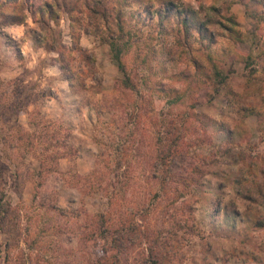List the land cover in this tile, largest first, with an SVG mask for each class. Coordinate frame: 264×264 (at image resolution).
<instances>
[{"label": "rangeland", "instance_id": "obj_1", "mask_svg": "<svg viewBox=\"0 0 264 264\" xmlns=\"http://www.w3.org/2000/svg\"><path fill=\"white\" fill-rule=\"evenodd\" d=\"M181 1L198 8L200 4L222 6L230 0ZM263 10L261 4H255L252 0L233 2L230 12L239 23L237 32L242 40L232 43L233 50L230 52V41L221 36L222 30L218 28L219 35L212 47L220 54L231 88L241 95L240 104L262 110L264 104L262 105L257 88H264V20L258 22L257 17L252 14H260ZM25 12L24 25L0 26V191L4 193L3 207L12 210H9L5 218L0 215V243H7L10 252L9 262H3V252L0 264H15L18 260L19 264L96 262L100 252L84 233L91 232V221H94L98 212L105 211L108 204L103 193L91 192L93 181L89 173L98 153L106 152L103 143L109 139H115L116 142L127 140L121 151L123 163L117 181L120 197L111 211L123 217L132 211L136 224V235L133 236L136 243L123 254L120 264H143V253L146 254L147 251L145 244L141 242L142 230H146L148 226L153 228L162 225V213L157 217L156 215L165 210L166 205L164 200L158 205L157 201L148 200L151 186L147 181L148 165L145 162L152 145L150 114L147 112L141 117L137 129L134 127L135 119L133 123L132 120L123 119L125 115L120 112L119 124H126L122 130L111 124L109 126L111 114H105L97 120L91 109V104L97 97L88 91L76 94L70 92L58 64L52 59L55 52L35 44L37 26L29 12ZM167 25L172 26V20ZM59 28L63 42L70 44L69 20L65 14L60 17ZM18 33H22L20 37H17ZM79 42L96 59V69L103 79L102 93H112L114 82L120 73L109 57L107 46L99 45L85 33L80 35ZM249 55L253 58L252 62L244 60ZM241 57L243 58L240 59ZM74 64L77 65L78 62ZM161 81L168 83L166 78ZM246 83L250 85L249 92L244 91ZM210 92L199 91L193 100H196L195 110L210 116L213 123L209 125L205 136L198 132L199 138L194 137L195 133L186 137L188 144L184 147L185 153L175 158L172 166V172L176 175H187L196 161L202 164L219 158V150L229 144L223 133L217 131V127L221 121L226 126L233 127L236 113L226 106L227 99L222 93L211 95ZM43 93L46 97L41 96ZM211 96L212 100L207 101V97ZM154 103L157 109L163 106L161 100H155ZM34 112H40V115L35 114L36 118L60 121L70 128L69 142L80 148L77 156L59 159L54 171L42 173L35 178L33 175L38 162L34 153L22 151L21 156V151L8 148L1 138L8 133L13 135L11 129L15 123L32 132L34 127L30 118L34 117ZM244 123L248 128V135L244 133L243 137L247 138L240 139L242 137L234 134L230 144L233 152L236 154L244 150L247 155L263 159L264 121L260 124L255 115H250L245 118ZM51 132L50 128V134ZM208 134L210 138H207ZM196 139H199V143L193 145V140L196 142ZM11 142L13 145L18 144L17 140L12 139ZM125 166L127 173H123ZM14 170L17 173L15 176ZM207 177L208 175L202 180L206 181ZM38 181L42 185L36 189L35 183ZM215 186V179H212L210 184L201 187H187L185 197L194 207V231H180L173 236L170 242L173 261L170 264H264V227H252L237 216L240 213L250 216L253 214L235 196L232 186L228 185L224 191L220 190L222 197L216 195L218 190ZM142 204L146 209L140 212L137 209ZM49 205H54L59 211L49 209ZM260 214L264 216V208ZM113 218L115 220L117 216Z\"/></svg>", "mask_w": 264, "mask_h": 264}, {"label": "trees", "instance_id": "obj_2", "mask_svg": "<svg viewBox=\"0 0 264 264\" xmlns=\"http://www.w3.org/2000/svg\"><path fill=\"white\" fill-rule=\"evenodd\" d=\"M236 1L230 0L222 6L200 4L194 8L181 0H0V26L24 25L25 10L29 12L37 26L35 44L55 52L52 59L58 64L70 92L88 91L97 97L91 104L97 120L111 114L109 126L122 130L126 124H119L120 112L125 115L123 119L132 120V123L135 119L134 127L137 129L141 117L149 112L152 145L145 162L148 165L146 177L151 186L148 200L157 201V205L164 200L166 205L165 210L156 215L162 213V225L142 230L141 242L147 251L143 253V264H170L173 261L170 250L173 236L180 231H194V207L185 197L189 186L201 187L215 179L218 197H222L220 190L232 186L235 196L253 214L240 213L237 216L252 227H264V216L260 214L264 208V158H254L244 150L235 154L230 145L234 134L242 137L240 139L247 138L243 137L244 133L248 135L245 118L255 115L261 124L264 110L240 104L241 95L231 88L220 54L212 49L219 35L218 28L222 30L221 36L230 41V52L232 43L242 40L237 32L239 23L230 12L231 4ZM252 2L264 8V0ZM62 14L69 20L70 44L62 40L59 28ZM252 16L257 17L258 22L264 20V10ZM169 20H172V26L167 25ZM82 33L90 35L99 45L107 46L109 57L120 73L112 93L108 95L102 93V74L96 69L94 55L80 45ZM252 59L249 55L244 60L252 62ZM162 78L168 79V83H163ZM249 87L246 83L244 91H251ZM202 90L211 91V95L222 93L227 99L226 106L235 111L233 127L226 126L223 121L217 127L229 144L222 150L218 148L219 158L202 164L196 161L187 175H176L172 166L175 158L185 153L186 137L194 133V137H198V132L205 136L213 123L210 116L195 110L196 100L193 98ZM257 91L263 105L264 88L259 86ZM41 96L46 97L44 93ZM155 100L163 101L160 109L155 107ZM206 100H212V96ZM35 114L40 115V112H34V117L30 118L34 127L32 132L15 123L10 128L13 135L8 133L1 137L4 145L18 149L21 151L19 154L22 151L34 153L38 162L34 178L54 171L59 159L75 157L80 151L78 146L69 142L70 128L60 121L36 118ZM207 138H210L209 134ZM12 139L18 144L13 145ZM125 142L127 140L116 142L115 139L104 142L106 152L98 153L89 173L93 181L91 192L103 193L108 204V208L98 212L91 221V232L84 233L100 252L92 264H120L123 254L136 243L133 241L136 235L134 213L129 211L128 216L123 217L111 211L120 197L117 181L121 175V151ZM195 143H199V139L193 140V145ZM126 167L123 173H127ZM206 175V181L202 180ZM41 185V181L36 182V189ZM3 198L4 193L0 191V215L5 218L12 210L3 207ZM48 207L51 210L55 208L54 205ZM145 209L142 204L137 210L143 212ZM115 215L117 219L114 220ZM3 252V262L8 263L10 252L7 243H0V259ZM19 263L18 260L15 264Z\"/></svg>", "mask_w": 264, "mask_h": 264}, {"label": "crops", "instance_id": "obj_3", "mask_svg": "<svg viewBox=\"0 0 264 264\" xmlns=\"http://www.w3.org/2000/svg\"><path fill=\"white\" fill-rule=\"evenodd\" d=\"M21 34H22V33H18L19 36H17V37H20Z\"/></svg>", "mask_w": 264, "mask_h": 264}]
</instances>
